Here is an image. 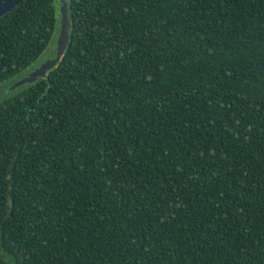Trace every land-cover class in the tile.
Returning a JSON list of instances; mask_svg holds the SVG:
<instances>
[{"label": "trees", "instance_id": "1", "mask_svg": "<svg viewBox=\"0 0 264 264\" xmlns=\"http://www.w3.org/2000/svg\"><path fill=\"white\" fill-rule=\"evenodd\" d=\"M66 1L0 99V264H264V0ZM59 6L0 15V83Z\"/></svg>", "mask_w": 264, "mask_h": 264}, {"label": "water", "instance_id": "2", "mask_svg": "<svg viewBox=\"0 0 264 264\" xmlns=\"http://www.w3.org/2000/svg\"><path fill=\"white\" fill-rule=\"evenodd\" d=\"M20 1L21 0H0V15L11 10L13 6ZM59 12H60V23H59L58 34L56 37L55 56L53 58H50L42 62L40 65H38L36 68L28 72L26 75L16 80L12 84L11 88H15L25 83L32 82L37 77L44 76L46 71L52 68L56 64V62L64 52L69 39V28H70V21L68 17V3L66 0H60Z\"/></svg>", "mask_w": 264, "mask_h": 264}, {"label": "rangeland", "instance_id": "3", "mask_svg": "<svg viewBox=\"0 0 264 264\" xmlns=\"http://www.w3.org/2000/svg\"><path fill=\"white\" fill-rule=\"evenodd\" d=\"M54 54V50L52 48H47L41 55L40 57L33 63V65L26 71V73L30 72L34 68H36L38 65H40L42 62L52 58V55ZM17 78L16 80H18ZM15 80V81H16ZM14 81V82H15ZM13 82V83H14ZM12 83V84H13ZM12 84L9 86L7 82L0 83V99L10 95V88ZM14 89V88H11Z\"/></svg>", "mask_w": 264, "mask_h": 264}]
</instances>
